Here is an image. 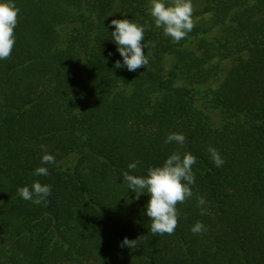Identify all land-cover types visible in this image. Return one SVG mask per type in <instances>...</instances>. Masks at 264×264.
<instances>
[{
    "label": "trees",
    "instance_id": "16d2710c",
    "mask_svg": "<svg viewBox=\"0 0 264 264\" xmlns=\"http://www.w3.org/2000/svg\"><path fill=\"white\" fill-rule=\"evenodd\" d=\"M12 2L15 44L0 60V264H264V0H192L193 20L211 19L194 20L179 43L155 26L150 0ZM124 18L155 42L135 72L114 67L123 58L111 20ZM174 132L183 145L165 143ZM41 145L55 164H41ZM176 151L197 158L194 195L177 205L174 234L153 236L150 197L134 199L122 173L146 176ZM41 166L49 175H34ZM35 181L51 186L47 203L19 196ZM197 221L206 231H191ZM125 237L140 239L122 248Z\"/></svg>",
    "mask_w": 264,
    "mask_h": 264
},
{
    "label": "clouds",
    "instance_id": "9594fccd",
    "mask_svg": "<svg viewBox=\"0 0 264 264\" xmlns=\"http://www.w3.org/2000/svg\"><path fill=\"white\" fill-rule=\"evenodd\" d=\"M150 15L153 17L155 26L162 28L166 36L172 38L173 42L179 43L195 26L193 20L194 7L192 0H150ZM20 9L12 2H0V60L10 57L15 44L14 29L18 23ZM111 25L115 30L111 32L112 40L117 45V50L123 58V64L117 60L115 68H127L135 72L137 69L149 63L145 55L146 47H155V42L149 41L148 45L143 43L146 26L133 22L130 19H113ZM111 55V53H109ZM185 136L181 133H171L167 136L165 143H178L183 145ZM44 154L41 164H55V157L47 153V146L41 145ZM210 158L216 167L222 166L225 161L214 147H209ZM196 157L191 153L183 156L179 151L173 152L167 157L162 166L149 167L146 176L131 174L129 171L122 173L123 183L128 190L135 193L134 199H139L141 194H148L150 199L146 204V215L151 221L150 231L153 236L172 235L178 225V204L185 203L193 197L192 185L195 183L193 165ZM139 161L128 165V169L135 171ZM34 175L47 176V167H37ZM19 196L33 204L47 203L51 195V186L35 181L31 187L25 186L18 189ZM198 207L203 206L206 201L203 196L197 197ZM131 203V201H129ZM201 215H206V210L201 207ZM194 234L206 231L204 224L197 221L191 228ZM140 237L130 240L127 237L121 242V247L134 248Z\"/></svg>",
    "mask_w": 264,
    "mask_h": 264
},
{
    "label": "rangeland",
    "instance_id": "374dc122",
    "mask_svg": "<svg viewBox=\"0 0 264 264\" xmlns=\"http://www.w3.org/2000/svg\"><path fill=\"white\" fill-rule=\"evenodd\" d=\"M211 19V15H204L202 17L195 18V21H209Z\"/></svg>",
    "mask_w": 264,
    "mask_h": 264
}]
</instances>
